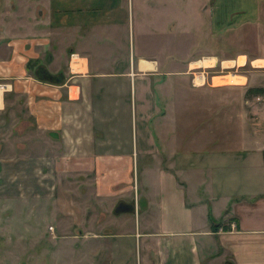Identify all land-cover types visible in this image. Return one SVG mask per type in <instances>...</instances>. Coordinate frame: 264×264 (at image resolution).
<instances>
[{"label":"crops","instance_id":"obj_1","mask_svg":"<svg viewBox=\"0 0 264 264\" xmlns=\"http://www.w3.org/2000/svg\"><path fill=\"white\" fill-rule=\"evenodd\" d=\"M187 1L194 2L195 8L202 4L201 9L207 4L202 13L208 14V23L221 27L224 20L239 23L257 18L261 0ZM51 2L80 4L68 11L79 17L78 24L84 23L81 12L90 13L89 22L94 23L97 11L104 10L110 18L122 2H138L144 7L151 3L152 23L146 27L145 18L139 17L137 27L127 26L125 34L140 35L144 30L149 33L148 29L159 44L158 50H177L170 47L174 29L179 28L175 10L180 9L174 7L173 0ZM138 12L147 14L143 7ZM186 17L189 15L184 12L179 15ZM40 35L30 31L21 36H0V126L7 123L10 131L19 121L16 106L22 95L25 100L20 116L30 125L22 140L16 141L24 145H17L18 151L14 145L7 157L32 159L36 149L45 157L50 155L47 148L51 142L54 148L49 161L55 157L60 178L78 180L79 175L92 173L94 194L103 196L113 210L119 202L134 205L133 211L118 213L122 218L135 213L131 218L134 229L126 234L133 264H264V145L173 142L174 116L170 112L167 142H159L156 125L161 111L151 94V82L166 75L168 78L172 71L161 69L175 61L164 62L156 56L151 61H123L121 55L99 59L95 51L84 52L88 62L81 63L82 74H75L67 60L68 70L66 65L56 68L58 73L62 71L61 82H38L26 73V63L39 56L35 46L58 57L45 48ZM71 49L70 55L76 53ZM173 75L189 79L186 72ZM175 98L176 92L168 96L171 110H175ZM21 161L23 165L15 172L23 171L26 177L31 173L34 177L37 171L44 175L52 167L49 163L37 168L36 160ZM260 161L255 180L254 163Z\"/></svg>","mask_w":264,"mask_h":264},{"label":"rangeland","instance_id":"obj_2","mask_svg":"<svg viewBox=\"0 0 264 264\" xmlns=\"http://www.w3.org/2000/svg\"><path fill=\"white\" fill-rule=\"evenodd\" d=\"M173 2L180 9L175 10L179 28L174 29L176 34L170 45L175 51L158 50L159 44H155L148 29L149 33L144 30L140 35L125 34L127 26L137 27L139 17L145 18L146 27L152 23L151 3L144 7L138 2H122L110 18L104 10L97 11L94 23L89 22L90 13L81 12L85 19L78 24L79 17L68 13L80 5L77 3L0 0V36L41 32L45 48L49 47L58 57L50 51L37 50V45V65H31L26 73L38 82L51 84L62 81V71L58 73L56 68L66 65L67 60L75 74H82L81 63L88 62L84 52L95 51L99 59L121 55L123 61L136 58L151 61L153 56L164 62L175 61L161 69L172 71L168 78L166 75L151 82V94L156 96L161 111L156 125L159 142H167L170 112L174 116L173 142H227L231 147L238 142L264 145V0L259 3L257 18L239 23L224 20L221 27L211 26L208 14L202 13L207 4L201 9L202 4L195 8L194 2ZM140 7L146 15L138 12ZM181 12L189 17L179 18ZM67 14L71 16L65 17ZM70 48L80 52L70 55ZM42 71L56 75L59 81H47L42 78ZM182 72L189 79L185 75H173ZM256 87H262L263 91H249ZM175 92V110H171L168 96ZM24 100L25 95L17 99L19 121L13 122V129L8 131L7 123L0 126L3 130L0 162L7 160L0 163V264H133L126 234L134 229L131 218L135 213L129 214L131 218H122L110 203L103 201V196L94 194L92 173H83L76 177L78 180L60 178L56 174L55 157L49 161L54 148L51 142L47 148L50 155L45 157L38 149L32 152V159L7 157L14 145L16 151L17 145H24L16 141H21L20 137L30 128L20 116ZM21 160H36L37 168L49 163L52 167L44 175L37 171L34 177L32 173L26 177L23 171L15 172L23 165ZM254 166L256 180L261 161Z\"/></svg>","mask_w":264,"mask_h":264},{"label":"water","instance_id":"obj_3","mask_svg":"<svg viewBox=\"0 0 264 264\" xmlns=\"http://www.w3.org/2000/svg\"><path fill=\"white\" fill-rule=\"evenodd\" d=\"M42 76L48 81H51V82L57 81V77H55L52 74L42 72ZM133 210H134V205L126 203V202H119L114 209L115 213H122V212L133 211Z\"/></svg>","mask_w":264,"mask_h":264},{"label":"trees","instance_id":"obj_4","mask_svg":"<svg viewBox=\"0 0 264 264\" xmlns=\"http://www.w3.org/2000/svg\"><path fill=\"white\" fill-rule=\"evenodd\" d=\"M37 60L35 59H31L27 64H26V69H30L31 65L36 64ZM37 65V64H36ZM42 72H46V71H42ZM47 73V72H46ZM42 74V73H41ZM57 77V76H55ZM43 78V76H42ZM58 78V77H57ZM48 81V80H47ZM59 81V80H58ZM250 92H255V93H261L263 91L262 87H256V88H251V90H249ZM218 226H214L215 229H217L219 227L220 224H217Z\"/></svg>","mask_w":264,"mask_h":264}]
</instances>
